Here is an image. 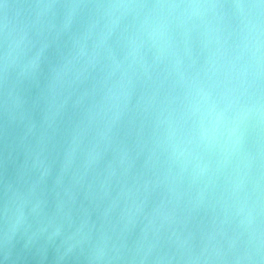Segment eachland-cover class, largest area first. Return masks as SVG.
Returning <instances> with one entry per match:
<instances>
[{
	"label": "water",
	"instance_id": "water-1",
	"mask_svg": "<svg viewBox=\"0 0 264 264\" xmlns=\"http://www.w3.org/2000/svg\"><path fill=\"white\" fill-rule=\"evenodd\" d=\"M0 264H264V0H0Z\"/></svg>",
	"mask_w": 264,
	"mask_h": 264
}]
</instances>
